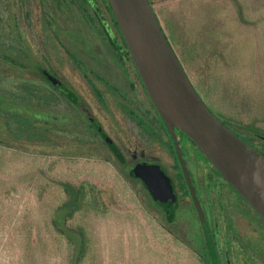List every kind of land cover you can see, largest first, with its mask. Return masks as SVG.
I'll list each match as a JSON object with an SVG mask.
<instances>
[{
  "label": "flooded vegetation",
  "instance_id": "flooded-vegetation-1",
  "mask_svg": "<svg viewBox=\"0 0 264 264\" xmlns=\"http://www.w3.org/2000/svg\"><path fill=\"white\" fill-rule=\"evenodd\" d=\"M0 31L16 45L21 70L49 89L53 135L66 133L65 150L88 146L115 167L198 264H264V219L161 117L109 0H0ZM186 76L211 113L264 156L263 133L222 114Z\"/></svg>",
  "mask_w": 264,
  "mask_h": 264
},
{
  "label": "rangeland",
  "instance_id": "rangeland-1",
  "mask_svg": "<svg viewBox=\"0 0 264 264\" xmlns=\"http://www.w3.org/2000/svg\"><path fill=\"white\" fill-rule=\"evenodd\" d=\"M151 1L161 19L171 18L179 8L187 19L188 15L192 18L184 6L189 0ZM229 19L233 22L232 16ZM253 32L258 33L255 39L264 53V22ZM242 69L246 71V66ZM252 71L251 77L249 71L243 73L240 83L242 88L257 92L264 85L263 61ZM190 74L197 82L196 73ZM211 99L221 110L232 107H226L220 94ZM51 146L53 151L46 154L0 145V264L66 262L64 240L50 222L51 213L64 198L60 181L89 182L99 190L103 202L101 210L78 213L69 221L84 225L91 236L83 264H198L191 249L162 226L161 216L150 211L147 198L115 167L85 145L78 150H65L63 141ZM180 215L176 214V219Z\"/></svg>",
  "mask_w": 264,
  "mask_h": 264
},
{
  "label": "trees",
  "instance_id": "trees-1",
  "mask_svg": "<svg viewBox=\"0 0 264 264\" xmlns=\"http://www.w3.org/2000/svg\"><path fill=\"white\" fill-rule=\"evenodd\" d=\"M197 2L184 3L191 19L181 8L171 18L161 19L149 0L167 41L199 92L207 100L220 94L226 107L232 106L225 107L229 111L222 110V114L244 122L242 125L249 131L264 135V85L253 92L242 88L240 83L245 77L243 73L249 71L251 77L254 67L258 68L261 61L264 63L261 44L255 39L258 33L252 35L253 29L264 22V0ZM19 56L16 45L5 43L0 31V145L48 154L53 151L52 144L65 140L66 133L53 135L49 89L35 85L17 68ZM244 66L246 71L242 69ZM192 71L197 82L190 74ZM64 127L61 123L57 131H64ZM59 185L64 198L51 213L50 222L68 251L64 264H83L91 236L84 225L69 221L78 213L101 210L100 192L89 182L60 181ZM30 235L27 232L29 239Z\"/></svg>",
  "mask_w": 264,
  "mask_h": 264
},
{
  "label": "water",
  "instance_id": "water-1",
  "mask_svg": "<svg viewBox=\"0 0 264 264\" xmlns=\"http://www.w3.org/2000/svg\"><path fill=\"white\" fill-rule=\"evenodd\" d=\"M109 3L161 117L187 134L264 219V156L239 139L206 107L167 41L149 0ZM162 191L174 199L167 179Z\"/></svg>",
  "mask_w": 264,
  "mask_h": 264
}]
</instances>
